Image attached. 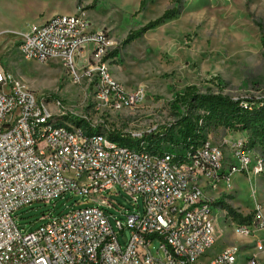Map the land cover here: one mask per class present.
Returning <instances> with one entry per match:
<instances>
[{
    "label": "built area",
    "instance_id": "1",
    "mask_svg": "<svg viewBox=\"0 0 264 264\" xmlns=\"http://www.w3.org/2000/svg\"><path fill=\"white\" fill-rule=\"evenodd\" d=\"M17 43L26 61L57 60L73 77L80 68L102 110L121 112L143 98L141 89L113 78L104 58L114 40L82 14L32 24ZM103 126L98 130L85 115L36 94L0 67V264H237L234 244L205 258L214 245L216 213L205 189L233 174L264 172V159L254 158L244 139L225 141L227 158L222 145L207 141L170 151L163 147L173 145L160 141L158 150L159 128L123 133ZM116 187L137 209L121 211L124 221L106 209L120 211L102 195L117 193ZM71 190L85 198L76 202L80 207L47 213L36 229L20 232L17 209ZM258 232L264 233V212L256 207L239 217L235 233ZM257 245L264 249V238ZM247 264H257V257Z\"/></svg>",
    "mask_w": 264,
    "mask_h": 264
},
{
    "label": "rangeland",
    "instance_id": "2",
    "mask_svg": "<svg viewBox=\"0 0 264 264\" xmlns=\"http://www.w3.org/2000/svg\"><path fill=\"white\" fill-rule=\"evenodd\" d=\"M140 2L0 0V67L36 94L59 100L80 116L85 115L98 130L104 125L105 129L123 133L173 124L177 114L172 102L187 86L234 98L264 96V0H182L179 4L172 0H144L142 7ZM173 7L175 12L157 26L126 40L131 31ZM74 13L82 14L93 29L109 31L114 47L104 59L111 75L124 88L143 91L142 100L133 108L121 112L102 110L92 83L80 68L73 77L57 60L26 61L19 55L17 39L32 24L39 25L53 14ZM203 132L205 141L222 145L227 158L225 141L244 139L253 157L264 159V149L252 144L246 131L212 123ZM148 138L147 134L145 140ZM112 191L117 193L104 190L102 195L109 197L120 211L107 210L122 221L125 218L121 211L137 212L123 190L116 187ZM205 193L216 212L214 245L205 258L234 244L239 248L237 264H247L259 250L255 251L245 236L235 233V224L242 214L251 213L256 207L264 212V172L250 177L233 174L227 181L205 189ZM82 199L85 198L71 190L47 204L26 205L13 213L15 224L21 233H27L41 225L47 213L80 207L76 202ZM128 234L125 229L124 235H119L121 244ZM257 264H264V260L257 259Z\"/></svg>",
    "mask_w": 264,
    "mask_h": 264
},
{
    "label": "trees",
    "instance_id": "3",
    "mask_svg": "<svg viewBox=\"0 0 264 264\" xmlns=\"http://www.w3.org/2000/svg\"><path fill=\"white\" fill-rule=\"evenodd\" d=\"M182 0H172V3L179 4ZM144 4L141 0L140 7ZM175 7L166 9L163 14L145 25L131 31L126 40L136 38L145 31L157 26L163 20L175 12ZM264 43V36H262ZM176 110L177 119L173 124L164 125L159 128L155 135V146L158 150L160 141L166 146L189 148L200 145L205 141L204 128L210 124H229L235 130L246 131L252 144L259 145L264 149V96L262 97H230L218 92L200 91L195 86L185 87L182 94L178 95L172 102ZM179 107L182 108L180 111ZM202 121L203 124H199ZM176 129V130H175ZM117 138V134H112ZM165 149V148H164Z\"/></svg>",
    "mask_w": 264,
    "mask_h": 264
},
{
    "label": "crops",
    "instance_id": "4",
    "mask_svg": "<svg viewBox=\"0 0 264 264\" xmlns=\"http://www.w3.org/2000/svg\"><path fill=\"white\" fill-rule=\"evenodd\" d=\"M38 15H40L39 13H38ZM54 15V14H53ZM53 15H51V16H53ZM50 18V17H49ZM48 19V18H47ZM45 21V20H44ZM43 22V21H42ZM41 22V23H42ZM94 29H96V28H94ZM249 241H250V243H252L251 244V246H252V248L255 250H259L258 252H256V253H254L253 255H255L256 257H257V259L258 260H264V249H260L259 247H258V245H257V243H260L261 242V240H262V238H264V233H262V232H258V233H256V234H254V235H251V236H249V237H246ZM255 250V251H256Z\"/></svg>",
    "mask_w": 264,
    "mask_h": 264
}]
</instances>
